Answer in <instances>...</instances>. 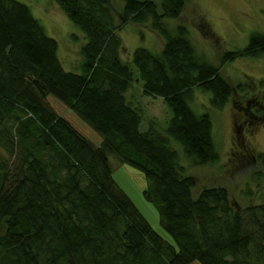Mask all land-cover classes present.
<instances>
[{
  "label": "trees",
  "instance_id": "1",
  "mask_svg": "<svg viewBox=\"0 0 264 264\" xmlns=\"http://www.w3.org/2000/svg\"><path fill=\"white\" fill-rule=\"evenodd\" d=\"M85 34L81 71L67 70L59 43L20 0H0V264H264V203L245 211L226 187L195 196L171 140L194 165L219 160L209 112L190 105L194 89L211 92L223 109L234 93L221 68L264 53V32L227 52L216 66L189 29L168 28L186 0H56ZM146 25L164 39L154 52L122 56L120 32ZM161 97L173 112L165 129L141 130L133 94ZM238 87V90L243 87ZM74 111L101 134L96 144L57 112L48 98ZM111 156L140 170L146 200L156 207L159 234L118 184Z\"/></svg>",
  "mask_w": 264,
  "mask_h": 264
},
{
  "label": "rangeland",
  "instance_id": "2",
  "mask_svg": "<svg viewBox=\"0 0 264 264\" xmlns=\"http://www.w3.org/2000/svg\"><path fill=\"white\" fill-rule=\"evenodd\" d=\"M30 6L42 22L49 36L59 43V57L64 67L81 71V48L85 34L72 22L56 0H20ZM116 12L123 11V0H110ZM165 25L174 30L179 24L189 29L200 54L210 63L220 66L222 57L240 51L249 44L253 32H264V0H186L179 18H165ZM124 41L122 56L131 59L137 47L154 52L163 47L164 39L146 25L129 24L122 28ZM222 75L233 85L234 93L223 109L211 106L212 93L194 89L191 107L199 114L209 112L213 122V138L219 150V160L210 164L194 165L179 142L172 139L186 173L194 176L195 196L205 187H226L234 206L245 211L264 203V53L258 57L240 56L221 68ZM243 87L238 90L237 88ZM136 105L142 109L141 130L147 131L152 122L165 129L173 112L161 97L144 94L142 82L134 84ZM58 113L96 144L102 136L83 121L74 111L49 97ZM114 178L136 204L152 227L166 240H174L160 224L159 213L146 200L145 175L138 169L111 156Z\"/></svg>",
  "mask_w": 264,
  "mask_h": 264
}]
</instances>
